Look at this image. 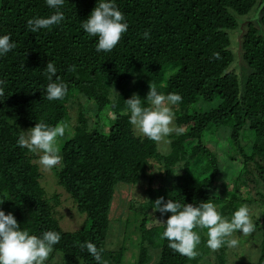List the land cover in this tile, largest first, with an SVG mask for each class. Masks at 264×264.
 <instances>
[{
    "label": "trees",
    "instance_id": "1",
    "mask_svg": "<svg viewBox=\"0 0 264 264\" xmlns=\"http://www.w3.org/2000/svg\"><path fill=\"white\" fill-rule=\"evenodd\" d=\"M97 3L65 0L61 9L65 19L60 25L31 33L26 26L28 19L53 12L45 0H0V35L10 34L17 45L0 57V79L6 81L0 96V209L12 212L21 228L31 234L46 230L60 233L61 239L52 250L63 253L71 264H97L81 247L85 241L104 249L102 261L122 264L124 249L107 248L116 189L149 176L153 164L161 166L163 175L172 180L170 187L161 186L158 191L165 202L211 200L222 207L225 217L243 205L241 195L240 199L236 195L237 187L227 206L213 196L217 155L203 140L215 130L230 128L229 144L234 149L248 126L254 137L252 151L247 156L241 150V155L245 163L256 164L264 180V0L252 17L257 0H116L129 28L110 52L99 53L96 37L80 27ZM146 30L150 32L148 39L142 36ZM232 34L240 35L238 51L233 49ZM240 60L249 71L246 75ZM49 61L68 85L67 94L59 100L43 98L48 83L43 70ZM150 85L163 94L175 92L182 98L174 113L176 125L184 131L171 135L167 154L159 151L157 142L137 135L129 123L124 101L134 94L146 99ZM113 89L120 96L116 102L109 100ZM198 101L218 104L204 113H194L192 107ZM88 102L93 103L97 120L79 111L78 124L70 135L63 136L62 169L55 174L58 185L86 215L83 227L68 233L60 229L55 217L52 203L58 196H47L42 186L35 154L18 147L16 141L20 131L37 122L69 124L71 111ZM108 114L114 122L102 133L98 117L108 119ZM199 160L206 165L196 167ZM180 163L183 169L177 168ZM209 173L211 176L205 177ZM155 192L149 188L151 200ZM154 202L141 205L139 210L142 241L137 264H147L153 256L150 251L156 252L154 264H199L203 252L181 255L161 239L165 227L161 222L171 213L151 215ZM258 210L259 249L256 259L247 254L244 264H264V201ZM194 231L200 233V244L210 256L212 249L204 239L207 230ZM226 251L227 239L215 252L219 264H227Z\"/></svg>",
    "mask_w": 264,
    "mask_h": 264
},
{
    "label": "clouds",
    "instance_id": "2",
    "mask_svg": "<svg viewBox=\"0 0 264 264\" xmlns=\"http://www.w3.org/2000/svg\"><path fill=\"white\" fill-rule=\"evenodd\" d=\"M64 3L65 0H45V4L53 10L52 14L28 19L27 29L31 33H38L42 29L60 25L65 19L61 10ZM80 27L89 36L96 37L95 50L99 53L110 52L128 31L129 24L116 0H98L89 17L80 23ZM142 36L148 39L150 32L146 30ZM16 46L10 34L0 35V57ZM43 71L48 81L43 98L53 101L65 97L68 85L57 75L55 64L49 61ZM5 83V80L0 79V96L3 95ZM118 97L119 94L113 89L109 100L116 102ZM181 99L175 92L163 94L150 85L146 99L134 94L124 101L129 113V123L142 137L157 143L170 134H182V126H172L173 106ZM66 128L65 123L52 126L37 122L27 131H20L16 144L30 152L39 153L40 164L51 168L60 159L57 138L64 136ZM177 168L183 169V164H178ZM152 209L162 216L171 213L166 222H161L165 226L161 239H166L168 247L174 252L189 257L196 255V248L201 243V236L194 229H206V244L210 249L216 250L223 246L234 232L239 231L246 235L254 228L250 208L246 204L239 206L230 218L222 216L218 212V206L211 200L191 204L174 199L165 202L164 198L160 197L153 203ZM60 239V233L53 230L42 231L40 235L31 234L27 229L21 228L12 212L6 214L0 209V264H45L49 253ZM227 243L228 246L235 247L237 241L228 239ZM81 247L87 250L97 264H101L103 248L98 249L89 241H85ZM102 264H108V261L105 259Z\"/></svg>",
    "mask_w": 264,
    "mask_h": 264
},
{
    "label": "rangeland",
    "instance_id": "3",
    "mask_svg": "<svg viewBox=\"0 0 264 264\" xmlns=\"http://www.w3.org/2000/svg\"><path fill=\"white\" fill-rule=\"evenodd\" d=\"M263 0H257V4L250 14L251 17L254 10L258 6L260 8ZM258 29L259 26L254 24ZM246 29V27H245ZM246 31L244 32V34ZM240 38V35L232 34L231 40L234 42V51L237 50L236 41ZM242 42V39H241ZM239 51L242 52V49ZM238 62V61H237ZM240 67L245 68L246 65L239 61ZM244 75L248 74V69H244ZM218 102L206 103L204 101H198L193 107L192 112H203L216 108ZM94 106L92 102L86 103L81 109H75L71 111V120L67 124L65 129V134L70 135L75 126L78 124V114L79 111L86 115L87 117L97 120V115L93 110ZM205 109V110H204ZM175 106H173V111L176 112ZM99 118V131L104 133L105 130L108 132V127L113 125V120L111 115L108 114V119ZM175 113L172 126L176 127L175 123ZM136 131V130H135ZM230 128L215 130L211 135L205 136L203 143L208 149L214 152L217 156L216 170L217 177L214 180V193L215 198L223 201L224 205H229L230 195L234 192L237 187V196L243 203L248 205L250 208L251 219L254 224L253 231L246 235H242L241 232H234L228 239H235L237 244L235 247L228 246L226 256L228 259L227 264H244V259L246 255L254 256L256 259L257 251L259 249V243L261 241L260 234L256 229L257 221L259 218V203L264 201V180L260 170L257 168L256 164L253 162L245 163L241 155V150L246 152L247 156L251 155L253 146V133L249 130L248 126L244 128L239 138L238 146H230ZM136 134L141 136L136 131ZM175 134V133H173ZM171 135L166 137L161 142L157 143L159 151L163 154H167L171 150ZM57 145L59 147V161L51 168H45L39 162V153H34L35 163L39 166L42 173V186L46 190L47 196L54 197L58 196V200L54 203L55 217L59 222L60 229L64 232L74 233L80 230L85 222L86 215L79 212L78 208L74 204L71 196L57 183V178L55 176L62 169V148L64 146V137L57 138ZM234 157L235 159H233ZM196 167H202L206 165V162L199 160ZM164 170L161 166L153 164V169L148 171L149 176L142 177L140 181L135 185H124L120 184L115 193V199L113 201L112 212L110 215L111 229L109 238L107 239V248L109 251H115L123 248V259L122 264H137L141 254V241L142 236L139 230L140 220L142 215L139 213L141 205L149 204L150 202L156 201L161 195L158 194L159 189L162 187L167 188L171 186L172 180L168 179L163 175ZM181 171H177L176 174H180ZM209 173L205 177H210ZM156 190L155 196L151 200V196L148 194L149 188ZM240 194V195H238ZM217 205V204H215ZM218 206V205H217ZM239 208V207H238ZM237 208V209H238ZM218 212L222 215V207L218 206ZM233 213V212H232ZM151 215H157L158 212L153 210ZM232 215V214H231ZM228 216V218L231 217ZM223 216V215H222ZM260 221H258L259 223ZM200 234V233H199ZM204 239H207L206 233L204 234ZM251 245L255 247L252 249ZM216 250H211L210 256L209 250L205 245L199 244L196 248V253L198 255L204 254L202 261L199 260V264H219L215 258ZM242 252V253H241ZM153 255L151 260H148L147 264H154L155 262V251H150ZM108 264H113L109 259H107ZM45 264H71L68 260L64 258L61 252H51L45 261Z\"/></svg>",
    "mask_w": 264,
    "mask_h": 264
}]
</instances>
